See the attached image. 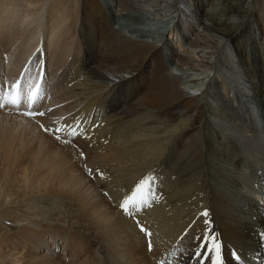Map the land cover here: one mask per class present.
<instances>
[{"label": "bare ground", "instance_id": "obj_1", "mask_svg": "<svg viewBox=\"0 0 264 264\" xmlns=\"http://www.w3.org/2000/svg\"><path fill=\"white\" fill-rule=\"evenodd\" d=\"M30 1L40 5L24 11V1L15 8L14 0H0V8L10 6L9 11L0 10V55L4 52L0 71L4 67L7 74L0 85L6 96L0 100V193L10 205L8 211L0 210V217L15 224L20 220L16 218L29 219L0 240V264H215L217 251L223 264H264V217L256 222L241 217L228 194L238 188L245 199L254 201L257 211L264 212L263 187L258 190L256 185L264 183V131L248 120L250 112L241 107L243 102L236 103L240 109L233 115L231 95L237 99V91L229 90L219 74H209L213 97L230 123L225 132L243 153L239 161L246 167L245 172L240 167L236 172L243 182L230 184L226 179V189L216 178L206 183L207 168L221 172L213 159H221L222 154L236 166L239 161L224 146L206 140L209 133L204 128L210 120L202 104L205 89L185 80L191 74L187 63L199 61L189 50L198 41L185 36L179 25L184 13L216 40L231 41L238 68L248 76L249 99L264 123V55L255 44V31L243 26L251 13L247 0H192L194 7H179V13L170 8L163 15L154 12L159 6L156 0H81L77 12L66 8L70 0H54L57 5L47 10L48 25L44 10L52 0ZM217 6L238 20L217 17ZM33 23L36 28H29ZM180 35L189 48L179 43ZM40 48L50 53L53 70L46 74V62L44 69L39 63ZM33 54L38 56L34 61ZM259 58L260 64H252ZM61 69L59 79L51 80ZM38 72L44 79L36 76ZM18 79L21 98L28 100L19 107L8 103L9 94H16L11 87ZM39 80L41 91L36 92L33 86ZM45 80L52 83L47 81L43 89ZM37 94L43 98L32 103ZM62 99L69 101L56 106ZM29 110L45 115L28 116ZM177 119L178 130L164 145L156 137L155 124ZM49 126L52 131H45ZM56 128H75L79 134L56 133ZM169 151L178 163H171V155L163 157ZM134 153L162 159L154 165H138ZM149 178L136 196L135 207L129 200L131 215L125 213L120 207L123 200ZM160 189L166 190L164 203L155 195ZM67 201L93 228L76 230L61 223L66 219L55 211ZM205 211L210 225L202 215ZM137 221L152 235L142 232ZM81 229L88 234H81ZM209 234L213 242L208 241ZM213 243L220 245L217 251ZM57 244L65 248L58 252H67V257L55 255ZM96 246L103 249L102 255L92 250Z\"/></svg>", "mask_w": 264, "mask_h": 264}, {"label": "rangeland", "instance_id": "obj_2", "mask_svg": "<svg viewBox=\"0 0 264 264\" xmlns=\"http://www.w3.org/2000/svg\"><path fill=\"white\" fill-rule=\"evenodd\" d=\"M14 1H15V5H17V6H15V8L16 7H21L22 6L21 2L24 1L25 2L24 4L26 5V6L25 5L23 6L24 11H33V10L36 9V7L38 5H40V3H38V4L34 3V5H33L30 0H14ZM80 1L81 0H70V2H69V4L67 5L66 8H71L72 12H75V11L77 12L78 11L77 6H78V3ZM156 1H157L156 3H158L159 6H158L157 11H154V12L159 13V15H163L164 11L168 10L170 8H173V9L176 10V12H178L179 10L177 8H179V7H184V6H188V5H189L188 7H194L192 0H186V1L185 0H183V1L182 0H156ZM207 1H209V0H207ZM184 3H186V4H184ZM247 3L251 6L250 7L251 8V13L248 16L249 18L248 17L246 18L245 24L243 26L245 28L247 27L246 29L248 31L249 30H251V31L254 30L255 31V33H256L255 44H257L260 47V49L262 51V54L264 55V0H247ZM163 4H165V5H163ZM168 4H169V6H168ZM50 5H52L54 7V6L57 5V3H54V0H52L50 3H48L46 5V10H44L45 16H46L44 21H45L46 25L50 24V21H51L50 20V15H48V11H47L48 8L50 7ZM57 8L59 10L61 9L59 6H57ZM0 10H2L4 12L5 11H9L10 10V6L7 7V8H0ZM219 11H220V13H219ZM215 13H216L217 17L221 16L222 20H227V21H237L238 20L235 15H234V17H232L233 15H231L230 13L224 12L221 6L220 7L217 6ZM223 14H226V15H223ZM61 19H63V18H61ZM66 19L69 20V24H70L71 23V19L68 18V17H66ZM34 20H35V17H34ZM179 25H181V28H183L185 36H187L189 39L198 41V44L193 46L189 50H192V53H191L192 58L194 59L195 57H198L199 61H195V63L192 62L191 64L187 63L186 67L189 68V72L191 74H189L185 78V80H186V84L187 83L188 84L190 83L192 85L193 84H197L195 86V88L196 87H200V88L205 89L204 90L205 95H204V98H203L204 103H202V104H205L207 106L206 115L209 118L210 123H211V124L207 123V125L205 126L206 128H204L205 132L210 134V135L209 134L207 135L208 137H206V140H209V138H210V140L208 142H213V144L214 143L217 144L218 147H220V148H222L224 146L223 148H225L226 150L225 149H223V150L225 152L229 151V152L233 153L234 154V158L236 157L234 159V161H236V160L239 161V160H241V157L243 156L242 155L243 153H241L240 149L237 146H235V144L233 143L232 139L228 138V136H227V134L225 132L227 130V128L229 129L228 125H230V123L228 122V116L221 110L219 102L216 100V98L213 97V93L211 91V83H209L208 80H209L210 76L213 73H217L216 75L219 74L220 75L219 77H221V79L223 81L227 82V86H228V84L230 85L229 90H232V91L234 90L235 92L237 91V93H235L234 91H233V93H235L234 95H239L237 99L235 98V96L233 97L231 95V99L235 102L234 103L235 107L231 111L233 113V115L236 114V116H237V112L240 109L236 103H239V101H241V103L243 102V105L241 107H243L244 110H247V111L250 112V117L248 118V120L250 122L254 121L257 124V126L260 127V129H262L264 131V123L260 122V120H261L260 116L262 114H261V112L259 110H257L256 104L252 103L250 101V99H249L251 93L248 91L249 90L248 82H247L248 76L245 75L244 70L238 68L237 59H239V58H238V56H236V52L234 51V48L232 46L231 41H229L227 39L226 40H216L214 37L211 36V34L207 30H205L203 28V26L200 24V22L198 20H195L194 17H191V18L188 17L187 18V16L184 13H180ZM29 28L35 29L36 28V24L33 23L32 26H29ZM179 43H182V44H184V46L186 48H189V44L186 42L185 37H183L182 35L179 36ZM201 44H203V45H201ZM207 46H209V47H207ZM39 51L41 52L40 53L39 63L40 62L42 63L41 66L44 69L45 62H46V71L43 70V74H46L48 70L52 69V65H50V55H49L50 53L44 51V48H40ZM211 51H214V55L213 56L211 55ZM2 54L4 56V52ZM34 54L32 56L33 57V61L36 60L37 57H38V56L35 57ZM1 55H0V57H1ZM228 59H230L232 61V63L227 61ZM28 60H27V62H28ZM81 60H83V61H81V64H85L83 62L86 60V58H82ZM261 60H263L262 57H261ZM199 62L201 63L200 66L197 65ZM70 63H73V62H70ZM254 63H255L256 66L258 64H260V58H259V61L253 59L252 60V64H254ZM75 64L76 63H73L71 65H75ZM61 71H62V69L59 70V72H56L54 77H52L53 79H51V80L56 81L57 77H58L57 79H59L58 75H60L59 73ZM30 72H32L34 74L36 73V72H33V70H31ZM209 74H210V76H208ZM5 75H6V77H5ZM38 75L40 76V79H44L42 77L41 73L38 72L36 76H38ZM18 76H20V74H18ZM20 78H21V76L19 77V79ZM6 79H7V74L4 72V67H3V70L0 71V85H2L5 82ZM47 81L48 80H45L44 84L42 85L43 89L46 88V82ZM40 82H41L40 80L38 82L36 81L34 86H33V89L36 90V92L39 90V88H40L39 91H41V87L39 85ZM48 82L52 83L50 80ZM235 86H237V87L235 88ZM66 91H69V89H67ZM3 97H4V99L6 98L5 95H3ZM69 99L73 100V98H69ZM69 99H62L61 101L57 102L56 106H60V105L66 104V102H68ZM245 100L247 102H245ZM1 102L2 101H0V103ZM26 102H28L27 99L22 100V98H21V104L20 105H22V103H26ZM83 103H84V101H83ZM64 112H66V111H64ZM68 114H69V112H68ZM68 114L65 113L64 115H68ZM61 115H62V113L60 114V116ZM179 119H177L173 123L171 122V123H168V124H166V123L155 124L156 126H158V129H157V127L155 129V131L157 130L156 131V133H157L156 137L160 141H164L163 142L164 145H166V143L170 142L169 140L168 141H166V140L169 139V138L170 139L173 138V135H175V133H176L175 131L178 130L177 128L180 125L179 124ZM47 123H49L47 125H51L52 122L48 121ZM215 124H217L219 126V128H217L215 126ZM226 124H227V126H226ZM49 128L51 129L49 132H51L52 128L50 126H49ZM173 128H176V129H173ZM215 131H217V132H215ZM258 132H260V131H258ZM64 143H66V142H64ZM169 152L167 153L168 155L164 154L165 156L163 155V157H165L167 159L171 155L172 162L170 160L169 163L171 162V163L176 164L177 157L175 155H173V153H171V151H169ZM134 154H135V156H137L136 159H138V157H139V160H141V161L138 160V162L136 163L138 165H142V164L147 163V162L149 164L152 163L154 165V164H156L158 162V160L160 161L162 159V156H160L161 158L160 157L156 158V157H152L151 155H149V156H147L148 157V159H147L145 154H144L145 155L144 158H142L143 156H138L139 153H134ZM222 156L223 155L221 154V159H217L216 160V158H215V160L214 159L212 160L214 163L218 162L217 165L220 166L221 172H218V171H215V170L213 171L210 168H207L206 169V175H207L206 176V178H207L206 179V183L210 184L209 180L216 178V179H219L220 186H222V184H223L224 187L223 186L222 187L226 189L228 187V185H226V183L232 184L233 181H231V180H234L235 183L237 181L243 182L242 178L240 179V176H238L236 174V172L239 170V167L242 168V171L245 172V167H246V164H244L245 162L242 163L241 161H239V162H237V164L239 166H236L235 162H230V160L228 161V159H226L224 156L223 157ZM165 158L163 160H165ZM224 160H225V162H224ZM177 163H178V161H177ZM98 168L96 169L97 171L100 170V168L99 169ZM103 168H105V167H103ZM146 169H147V167L145 168V171H146ZM147 171H149V170H147ZM214 172H216V173H214ZM222 172L224 173L225 176L222 174ZM147 173H149V172H147ZM105 176H102V177L104 178ZM234 178H236L237 180L234 179ZM103 180L104 179H101L102 182L105 181V180L104 181ZM106 182H108V181H105L104 183H106ZM256 185H257V187L261 186L260 189H262V187H263L262 191H263V194H264V183L261 182L260 184L257 183ZM108 186L109 187H114L112 184H108ZM235 186L237 187L236 184H235ZM259 187L257 188L258 190H260ZM165 191L166 190H162L161 191V189H160V191H158L155 194V195L159 196V198L161 197V199H159V201L160 202L163 201L162 203H164L166 201V200H162V197H163V199H165V195L162 194ZM240 193H241V191L238 188H233V189L231 188L230 190H228V194H230L229 195V197H230L229 198V202L232 205L237 207V214L238 215L240 214L241 217L245 218L248 221L252 220L253 222H256L258 220V218H260V217H264V212L263 211H257L254 208V205L252 204L254 201H252L250 198H246L245 199V196H243L242 193H241V195H239ZM95 194H96V191H95ZM157 196H155V197H157ZM5 202L6 201H5L3 193H0V210L1 211L4 210V209L5 210L9 209L10 205H7ZM66 203L64 204L63 207H61V208L59 207L55 211L57 214H59V216H58L59 218H65L66 219L65 221H67V222H65L64 220L61 219V223L62 224L64 223L67 226L70 225L71 229L74 228L76 230H78V228H76V227H81L83 229L84 228H93V225L91 223L87 224V220L88 219L86 218L84 220L85 217L82 216L83 214L72 206V204H74V203H72V201H67ZM241 207H243V208H241ZM6 211H8V210H6ZM60 213H62L63 216L65 215V217L61 216ZM258 214H260V215H258ZM1 216L2 217H0V225L7 227L9 230L6 229V228H0V240H4L5 238L10 237L11 234H7L8 232L9 233H13V232L15 233L16 230L19 228L18 227L19 225H24L25 223H27L29 221V219L27 217H24V216L21 215L22 217L16 218V219H20V220L17 222V224H15V223H13V221H11L9 219H5L4 215H1ZM6 216L10 217L11 215L7 214ZM198 216L199 215H197V217H196L197 220L199 219ZM255 216H256V218H255ZM83 232H82V229H81L80 233L83 234ZM84 234H88V232H84ZM60 248H61V251L65 249V248H63V246L61 244H59V245L57 244V248H53V249H55V253L57 252L55 255L56 256H60L61 254H64V257H67V252H65V251H64V253L63 252L62 253L58 252L60 250ZM49 249H50V245H49V247H46V251H48ZM92 250L99 252L101 255L103 254V249L99 248L98 246L92 248ZM6 258L9 259V256L5 257V259ZM3 261H5V260H3Z\"/></svg>", "mask_w": 264, "mask_h": 264}, {"label": "snow or ice", "instance_id": "obj_3", "mask_svg": "<svg viewBox=\"0 0 264 264\" xmlns=\"http://www.w3.org/2000/svg\"><path fill=\"white\" fill-rule=\"evenodd\" d=\"M12 89L15 91L16 94H15V96H12L11 93L9 94V97L10 98L8 100V103L19 107V105L21 104V96L23 95V91H22V88H21V82H20L19 79L16 82L13 83ZM42 98H43L42 96H40L39 94H37L36 96L32 97V103H36L37 101H39ZM2 99H3V88L0 87V100H2ZM0 106H2V105H0ZM29 107L31 108V105ZM26 115H28V116H33V115L44 116L45 115V112H43V111L34 112V111L29 110L26 113ZM45 131H50V130L49 129H45ZM53 131H55L56 133H60L62 131H67L69 136H76V135L79 134L75 128H72V129H64V130H62L60 128H56ZM55 138L57 140H59L60 139V136L57 135ZM89 171H92V170H89ZM150 179L151 178H149L148 180H142L141 181V186L137 188V193H134L132 197H128V198H125L123 200V202L121 203L120 207H121V209L125 213L131 215L130 213H128L129 200H132L133 201V205L132 206L135 207L136 206V202H137L136 201L137 194L140 193L143 185L149 183ZM202 215H203V217L206 220V224L207 225H210L211 222L207 220V217L209 216V213L207 211H205ZM137 224L140 227V230L142 232H145V234L147 236H151L152 235V233L150 231H148L142 225H139V221H137ZM216 239L218 240L219 238L217 237ZM208 241L209 242H213V237H212L211 234H209V236H208ZM148 246H149V248L151 247V241L148 242ZM219 248H220V245L219 244L213 243V251H217ZM236 259L239 260L240 257L239 256H236ZM215 264H223V260L221 259V256H220V254H219L218 251H217V258H216Z\"/></svg>", "mask_w": 264, "mask_h": 264}]
</instances>
